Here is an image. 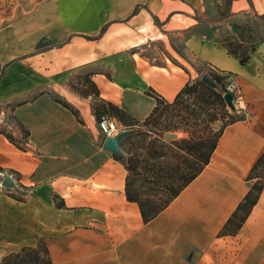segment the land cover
Here are the masks:
<instances>
[{
    "label": "crops",
    "instance_id": "obj_1",
    "mask_svg": "<svg viewBox=\"0 0 264 264\" xmlns=\"http://www.w3.org/2000/svg\"><path fill=\"white\" fill-rule=\"evenodd\" d=\"M249 10L264 18V0H41L0 25V172L18 177L0 186V264L39 240L52 264H264V184L239 231L218 236L264 152V42L240 64L219 40ZM205 69L234 79L243 118L143 222L84 80L141 123Z\"/></svg>",
    "mask_w": 264,
    "mask_h": 264
},
{
    "label": "trees",
    "instance_id": "obj_2",
    "mask_svg": "<svg viewBox=\"0 0 264 264\" xmlns=\"http://www.w3.org/2000/svg\"><path fill=\"white\" fill-rule=\"evenodd\" d=\"M221 44L240 64H244L255 49L254 45H244L242 41L233 39L221 41ZM47 47V42L41 40L37 50ZM206 75L214 82V88L202 83L200 79L188 81L172 101L155 96L153 109L141 123L132 119L134 124H125L137 125L141 132L124 138L121 144L133 137H140L145 145L141 151H132L133 148L125 149L120 144L125 155L122 158L116 157L126 170L125 198L128 202L137 204L143 222H148L161 212L201 172L209 162L223 128L243 118L235 109H228L222 98L226 75L213 70H207ZM84 82L88 84V95L96 98L92 109L97 120L104 113L119 122L131 119L122 109L99 99L94 84L88 80ZM81 94H85L84 91ZM160 107L177 110L178 113L173 118L177 117L179 120L162 125L159 129L161 135L144 142L145 137L153 133L148 126L158 123L164 112H160ZM175 133L183 136L177 137ZM6 136L13 144L20 146L16 139L8 134ZM26 136L24 131L23 137ZM246 179L249 181V188L219 230L218 236H234L256 204L264 184V152L259 155ZM1 263L52 264L42 240L35 246H23L18 251L3 256Z\"/></svg>",
    "mask_w": 264,
    "mask_h": 264
},
{
    "label": "rangeland",
    "instance_id": "obj_3",
    "mask_svg": "<svg viewBox=\"0 0 264 264\" xmlns=\"http://www.w3.org/2000/svg\"><path fill=\"white\" fill-rule=\"evenodd\" d=\"M41 0H0V25L6 24L17 19L20 16L25 15L30 10H32ZM260 15H252L251 11L249 10L248 14H243L242 16L236 18L232 22L227 24V31L225 35L221 36L219 40L221 41H228L229 39H233L234 41H242L244 45H258L259 43L264 42V18H261ZM207 70V69H205ZM202 74L198 75L196 79H200ZM225 83V80L223 81ZM181 108V107H180ZM228 108V107H227ZM229 109V108H228ZM160 112L164 111L161 117L159 118L158 123H153V125L148 126V129L151 130L148 137H145V141H148L153 138H157V135H161L159 129L164 124H169L173 121L179 120V118H173L175 114L178 113L177 110L172 109H163L160 107ZM108 117L111 116L108 113H104ZM135 121V120H134ZM132 119H127L126 121H116L118 132L131 129V128H139L136 126H128L125 124H134ZM218 124L215 126L217 129ZM96 127L98 128V120H96ZM100 131V130H99ZM101 133V132H100ZM177 137L183 136L181 133H175ZM101 135H103L101 133ZM156 135V136H155ZM103 135V139H104ZM143 139L138 137H133L130 140L123 142L121 146L125 149L133 148V150L141 151V149L145 146L142 144ZM11 195V194H10Z\"/></svg>",
    "mask_w": 264,
    "mask_h": 264
},
{
    "label": "water",
    "instance_id": "obj_4",
    "mask_svg": "<svg viewBox=\"0 0 264 264\" xmlns=\"http://www.w3.org/2000/svg\"><path fill=\"white\" fill-rule=\"evenodd\" d=\"M200 81L211 88L215 87L214 82L206 74L201 75ZM222 98L224 100L225 105L229 109L233 110L234 105L232 103V95L228 92H225L223 93ZM140 132L141 130L138 128H131V129L122 130L114 136H106L103 139L102 148L108 151L113 156L117 158H122L124 157L125 153L122 151L120 147L121 141L126 137L138 134ZM1 186L5 189H13L15 187L12 179L9 176L3 177V179L1 180Z\"/></svg>",
    "mask_w": 264,
    "mask_h": 264
},
{
    "label": "built area",
    "instance_id": "obj_5",
    "mask_svg": "<svg viewBox=\"0 0 264 264\" xmlns=\"http://www.w3.org/2000/svg\"><path fill=\"white\" fill-rule=\"evenodd\" d=\"M224 92H228L232 95V103L234 105V109L238 108L241 110L242 108V96L237 88V85L233 78H231L229 75H226V80L224 83ZM241 113V112H237ZM98 128L100 132L106 137V136H114L118 133L117 123L115 119L108 117L106 114H102L99 116L98 119ZM11 128L9 127L8 135H10L12 138V133L10 132ZM14 139V138H13ZM1 177L9 176L13 182H16L18 180L17 174L12 172H0ZM1 186V181H0ZM2 187V186H1Z\"/></svg>",
    "mask_w": 264,
    "mask_h": 264
}]
</instances>
